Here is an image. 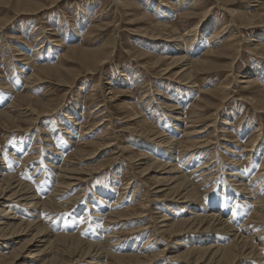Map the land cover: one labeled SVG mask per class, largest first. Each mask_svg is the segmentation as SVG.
Masks as SVG:
<instances>
[{
	"label": "rangeland",
	"instance_id": "obj_1",
	"mask_svg": "<svg viewBox=\"0 0 264 264\" xmlns=\"http://www.w3.org/2000/svg\"><path fill=\"white\" fill-rule=\"evenodd\" d=\"M228 1H234L232 6H227V4L224 5V3L223 5L231 8L236 13L240 12V13L253 14V15L259 14V12L264 13L263 12L264 8H259V9L256 8L254 6L256 5V3L252 2L253 0H228ZM120 2L121 4L123 3L124 6H126L127 2L129 3L132 2L131 6L132 4H134L130 9L129 15L127 14L128 13L127 8L123 7L122 5H119ZM13 3L14 5H12ZM16 3H17V0H12V4L11 2L9 4H6L4 2L0 3V21L5 20V23H7L5 30L3 29L0 31V112H2V114H5V115L7 114L8 117L12 116L11 118H13V121H14L13 124L15 125L16 123V125L18 126L17 127L15 125V129L19 128L21 132H11L9 128L6 127L5 125L6 123L5 119L0 117L1 118L0 119V149L4 153V160L2 159L3 160L2 162L6 164V165H0V167L7 168L8 165L9 167H14L15 171L13 173L16 172L15 177L17 180L20 181L21 179L22 180L20 181L21 183L23 182V184L25 183V185H29L31 189L32 188L35 189V190L33 189L32 190L35 192V194L38 197L41 194L43 195V196L41 195V197H45V195H47L49 191H52L55 189V185H56L55 180L58 176L57 173H60V170H61L60 168L63 165V163L67 165L66 167H69V168L72 167L74 169L75 168L82 169L84 167L86 168L87 166H90V167L98 166L99 164H102V163L104 164L101 170L91 175V178L88 182L81 183L77 185L76 189L75 187H73L69 191L70 195L76 194L75 196H77L78 199H80L77 203L78 205L75 206V204L73 203L71 205L67 204L66 205L67 207L66 206L64 207L65 209L63 208V210L61 209L60 211H57L56 215H52V217L50 218L51 220H49L50 222L48 221L49 223L48 222L46 223V227H49V229L47 228L49 231H54V229L58 230L59 229L58 227L61 226L62 224L66 227V230L69 233L73 232L74 230V233L77 234L78 232L76 231V229L78 230L77 223H81L83 221L81 224H83L82 227L83 226L84 227H83V231L81 232V234L87 235L86 231L89 228L90 222L89 220H87L88 215L86 213V209L88 208L89 210L88 213H90L91 212L90 205L92 204L89 202L92 201V198L101 200L99 198H101L102 196L105 197V199H109V203H111V205L117 204V209H119L120 211L126 208H130V207L131 208L134 207L135 209L137 208L139 211L140 210L139 199L143 198L147 206L149 207L152 206L150 208L151 211H152V208H154L153 209L154 211H159L160 209L162 213L169 214L166 211L168 210V208L161 207L160 206L161 204L156 202L154 194H153V189L151 187L149 188V187H145L144 185H141L140 182L143 181L144 179L140 177L141 174L137 172L138 170H136L137 168L136 165L134 166L132 164L133 161H131L130 159L131 158L130 153L133 154L132 158L136 159V156L138 153H140V151L145 154L147 153L151 155V153L154 154L156 150L150 148L152 145V142L148 140L149 137H146L142 134H132L131 131L128 130L129 128H132L136 124L131 123L129 121V118L127 119L126 117H124L128 113L127 111H123L125 107L127 109L128 104L131 105L132 102H129L128 100L132 99V101L134 102V106H133L134 111L140 114L141 117H145L144 119L146 120L148 119L147 122L152 123V125H154L153 126L154 129L158 130L160 133H164L165 135L167 133L169 134V129L174 130V128H170L171 122H169V120L172 119L170 118L171 117L170 115L172 113L167 112L166 114H164L165 116L160 115L161 112L159 111L161 108L160 107L155 108L154 103H153V106L149 107V103L153 101L154 98H156L154 94L157 93L158 90L160 91L162 90L164 93L166 92L165 93L166 96L168 95L167 97L166 96L164 97L166 100H169L168 98H172L175 95H176L175 97L178 96L179 98H181L178 101H176V104L179 107L181 106L180 109L182 110L184 128L187 127L188 130H192V129H195L193 125H195V127L198 128V127L206 126L209 124H213L211 122H214V120H216V122H214V127L211 129L216 128L217 131H220L221 133L227 132L226 135H224L223 133L221 134L220 132L216 134V133H212V130L209 129L207 133L203 134L202 136L203 138L202 137L201 138L202 139H206L208 137L212 138L213 139L212 141L214 144L208 146L205 149H200L199 151H194V152L192 151L184 152L183 151L182 152L181 148H179L178 146L176 147L177 148L176 153H177L178 159L180 160L179 163L181 164L180 168L181 166L182 168L189 167V169L183 168L184 173H188L186 176L188 178L187 180H190L191 183L193 182L194 186L199 191L197 196L201 197L202 203L208 207L207 209H210L212 207V205L209 206V204L214 203L216 201L215 202L216 204L214 203V206H215L214 211H217L216 214L217 213L219 214L221 213V211L224 210L222 209L221 203H220L224 197L222 195V192H229L231 188L234 187L233 185H231V182H229L232 180V178L227 176L231 174L230 172H233V171L235 173L239 172L240 175L242 174L241 175L242 178H245L246 176V177H249L250 179H255L257 180L256 181L257 183L259 181V183H261V185L263 184L262 186H264V183H263L264 181L261 180V179H264L263 178L264 177L263 159H262L264 149L261 151L262 154L261 152L256 153L254 155H252L251 153L250 155L249 153L245 154L246 145L252 135V134L250 135V133H255V131L257 133V129L259 128V126L263 127V130H264V112L259 113L258 111L256 113L255 112L256 110H254V107L250 106L246 101H244L245 97L250 98L252 96L253 98H257V100L261 99L260 97H258V95L261 96L262 94H264V92H262L264 91V71L259 73L257 76L253 78V82L257 84L259 83L258 85L259 87H261L257 89V92L254 89L253 90L250 89L249 92L247 90L244 91V90H241L239 87L235 86L234 89L236 93L233 92L232 94H230L231 97H229V99L225 103H223V107L221 108L220 112L215 115H213L214 109H215L214 107H215V103L217 104L218 101L213 99L214 96L211 94L213 91H218L217 89L220 88V86L225 85L226 82H230V80L234 81V79H231V74L238 81L239 79H241L240 77L246 71L249 72L250 70L252 71L255 69L254 67L256 66L252 63V60L249 57L250 56L249 52L245 53L243 48H245L244 46L247 45L246 38L248 39V43L249 42L255 43V41L257 40L259 42L264 43V37L260 33L261 32L260 30L258 29L251 30V31L243 30L241 31L242 36L236 34L237 36L235 37V41H236L235 43H237V45L240 44L238 46L242 48L243 54L241 51H237L233 48L232 50L234 52L231 50L232 56H230V58L228 59L213 55L215 59L217 58L215 61L217 66L214 67L212 71H204V70L197 71V74L195 77L196 80L195 79H194L195 81L193 80L194 84L197 86L196 89H192V90L189 89L188 91L187 89H184L183 86H181V89L177 90V88L180 87L179 85L177 84L174 85L170 83L171 84L170 86L166 83L164 84L163 81H160L161 82L160 84L159 82L156 81V77H155L156 70L155 69L153 70L151 69L148 72L146 71L147 69L144 70L139 67L140 63H138V61L133 60L134 54H144V56H141V57L146 58L145 61L146 60L148 61L152 59L153 57L155 58L156 56L160 55V53H159V50H156L155 46H153L150 42L145 41V38H141V37H137L136 35H133L132 31H135V30L138 31L139 29H144L145 27L147 28L149 24L152 23V21H154L156 23H162V24L170 23L169 25H171L173 29H176L181 33L186 32L190 28H192L194 21L188 20V19H182L179 17V15L183 12H189L190 6L197 7L198 5V7H204L205 9L210 8L212 5L218 6L215 0H119V1L118 0L117 1L116 0H62L61 1L60 0L52 4H49L50 3L49 0H28L27 4H23V3L22 4L19 3V4L20 5H34V6L38 4L40 6L46 7L48 10L45 8L43 9L44 11L42 10V11L35 12L34 14L27 13V14H22V15L19 14V13H22V12H19L22 6H19V4L17 5ZM163 10L169 11L168 14L166 15L163 14L164 17L162 16V13L158 12V11H163ZM140 14H142L144 17L147 16V18H149L150 20H147L146 22V19L142 18L141 22L136 19V21H138L139 23L138 22L135 23L134 21L130 22V19L138 18L141 16ZM151 17L153 18V20ZM229 17L233 19H230ZM210 19L211 20L209 22L213 23V26H211L212 29L211 28L206 29L203 27L204 29L201 28L200 30L202 34L199 33L197 34L198 36L196 35L191 40H186V42L184 43V47L186 48L185 52L187 53L188 58L191 60H194L196 58L206 59L207 57L205 55L209 51H211L213 47L217 49L221 47H227V46L230 47L228 45L229 44L228 39L231 36H232L231 38H234L232 33H235L240 28V23H238L239 22L238 19L228 14L224 16V13H221V11H219L218 9L213 10L212 16L210 17ZM7 21L10 23H8ZM228 22L229 24L231 22L233 23H231L230 26L227 27L228 29L225 32H223L222 34H220L219 36L215 38H212L213 33L215 35L217 30L220 29L219 27H221L222 29L223 27L227 25ZM97 25H99V27H96ZM231 25H234V26H231ZM232 30H234L235 32ZM45 34L46 36L51 37V39L53 37V39L52 40L50 39L49 41L43 40L42 36ZM203 39L204 41H202ZM53 40H57V41H53ZM55 44H61V46H59L58 48V46H56ZM103 44H110L111 47L115 48L113 52V57L110 63L105 65V67L100 66L101 67V68L99 67L100 70H91L90 72L93 74H88L87 71L83 72V74L78 78V80L75 79V81H73L71 85H69V87L58 86L57 79L55 78L50 79V77H48V79H46V81L42 83L41 85H37L34 87L28 81V77H29L28 75L36 74L35 71H37L38 68H42V66L54 65L56 67H60L61 69L63 68L64 70H69V68L70 69L76 68L77 67L76 64H74L72 61H69V60L67 61L65 58L62 59V62H60V59L62 57L61 54H63L64 52H67L68 48L72 46L84 49V48H88L90 45H92L93 47H96V46H100ZM40 46H43V47L39 49ZM20 52L23 53L24 56H21V55L19 57L14 56L16 55V53H20ZM165 52L166 50L164 49L163 55L161 54V56H164L166 54ZM232 57H234V59H237V60L235 61V63L232 64L233 67L231 66V68L229 69L228 66H230V63H232V60H233ZM21 61L29 63L27 64V68H25V65H21L22 63ZM64 61L66 63L67 62L69 63L72 62V63L71 64L67 63L68 64L67 65L66 63H64ZM73 65L74 67H72ZM18 67L22 69L24 73L22 72L21 74H19ZM94 71H95V74H94ZM103 77H104V80H102ZM120 77H121V80H123V82L124 81L126 82L124 83L126 85L124 84H123L124 86L121 85L122 82L118 80ZM105 78H107L108 80H105ZM109 80L112 86L114 87L112 91L117 92L118 90H122V91H127L126 93L128 94V96H124L125 99H120V101L117 100L116 101L117 103L115 101L110 102V106L108 107L110 111L109 117L112 118L111 119L112 127L109 130L106 129V131L114 132L117 138H115L113 141H115V143L117 144L116 146H113L112 148H109L106 150L104 149L101 154L102 156L100 155L98 157L96 154H94L95 158H91V156L93 155L91 154V156L79 157L78 152H81L80 149L81 150L85 149L86 154H87V152L94 153L95 149L97 148V147H89V146L86 147L87 145L86 143H89L91 141L93 143L94 142L102 143L103 141L110 140L109 135L103 133L104 132L103 126L96 128L95 130L87 133L86 135L84 134L87 130L86 126L89 127L95 121H99L101 119L100 118L101 113H99V111L93 112L94 108H96V103L94 102L93 104H91L93 102L91 99L93 95L91 91L92 90L91 85H97V84L99 85L100 83H106ZM153 81H155V84L153 83ZM118 83H120V85H118ZM149 83L154 84L156 86H152L150 88ZM4 86L7 87L8 89L7 88L3 89L5 88ZM168 86H169V89L167 88ZM258 90H261V91H258ZM106 93L108 94L109 91L107 90ZM98 95L99 93L95 97L97 100L99 98ZM22 96H29L30 98L34 97L33 98L34 100L36 99L38 101L40 100L39 102L40 103L43 102V104L49 105V102H50L51 106L56 105V104L58 105L59 103H61L62 104L61 106L63 107V109L61 108L60 110H58L57 114H54L51 117H43L42 119L38 118L37 121H33V120H30L31 117H26L25 114H22L23 113L22 109L26 105L25 103L20 101V98ZM202 99H207V101H209V99H212L213 101L205 102V105H204ZM11 103H13L15 107H12ZM14 109H15V112H14ZM69 113H70L72 120L65 118ZM73 114H76V115L78 114V116L73 115ZM167 116L169 117V119L166 118ZM68 121H69V124H68ZM125 121L127 122L125 123ZM67 124L68 126H66ZM119 128L121 129L123 128L125 132L118 131ZM64 129L65 131H63ZM66 132H68V134ZM70 133L75 136V140H73L75 141V143L70 144L71 140L68 139L71 137L69 135ZM185 133L186 132L184 130L178 133V136L176 137L178 142H181L183 139H187V137L185 136ZM213 134L214 135L216 134L217 136L216 135L214 136ZM221 138H223L224 141H221L220 140ZM66 139L68 140L67 142H66ZM263 146H264V142H263ZM119 147H121L122 149H118ZM52 149L54 150V152ZM150 149L152 150L151 152H150ZM227 149H230V151L232 150L231 154ZM188 153H190L192 157H190ZM193 153L195 154L193 155ZM25 155L27 157H25ZM158 155H159V152L156 153V157H158ZM76 157L80 161L76 159ZM194 157H195V161L193 162ZM27 158L29 160H27ZM6 159L8 160V162ZM239 159H240V162H238ZM18 160L22 163H20ZM232 160H236L237 163L231 162ZM185 161H188V162L187 164H184L185 165L184 166L183 163ZM55 162H57V164ZM254 162H256V165ZM13 163H16L14 164L15 166H13ZM22 165L24 166L22 167ZM37 165L38 166L40 165V166L38 167ZM17 166L18 167L20 166L19 167L20 170H17L18 169ZM49 166L52 169V172H51V169L48 168ZM190 166H193V167L190 169ZM211 166L212 168H210ZM232 166H234V168ZM258 168L260 170L259 172H258ZM42 169L45 171L43 172ZM57 169H60V170H57ZM195 169L201 170L199 174L192 172V171H195ZM29 170H31V172H29ZM48 170L51 173H49ZM248 171H249V174H248ZM201 172H204V174L207 173L208 177L206 179H209V180L204 181L203 178L202 179L200 178L201 180H199V178L197 179V177L200 176ZM38 174L41 175L42 177H40ZM194 174L197 176H195ZM260 174H263V175H260ZM17 176L19 177V179ZM34 178L37 180L38 183L36 182ZM39 179L41 180V182H39L40 181ZM130 180L132 181V184L129 186V189H127L128 184L130 183ZM195 181L196 183H194ZM40 183L43 185L41 186ZM146 183L149 184L150 182H146ZM197 183L199 184V186ZM201 183L204 186L203 185L201 186L200 185ZM42 189H44L45 191ZM76 191L78 192L76 193ZM69 194L67 193L66 196L62 197L63 202H66L68 200V197L69 198L72 197V195L70 197ZM118 205L120 206V208ZM84 206H86L87 208L85 209ZM13 208H16V207H13ZM106 208L108 207H105L104 211ZM204 209L206 208L198 209L200 211V214L201 213L203 214ZM19 211H17V209H14L15 213H19L23 218H25V215ZM223 212H224L223 215L225 216V219L229 221V224L231 226L235 225L236 223H240V226L242 227L243 222L247 221L245 219H248L250 217V214L245 213V216H243L244 214L242 215L243 218L240 217V218L235 219L233 215H232V218H228L226 215H229L230 212H228L227 210L226 211L224 210ZM78 213L80 214L78 215ZM205 213L209 214L206 211ZM80 216H84L83 217L84 219ZM150 217L151 215L149 214L148 216L142 219H138L136 222L131 221L132 223L131 222L123 223L122 221L113 222V223H110V225L106 227L114 229L116 231V232L114 231V233L119 232L121 235H123L124 239L128 240L129 237L130 239L134 238L133 243L130 244L131 246L134 245L136 239H139L137 242V245H138L137 248H141L145 246L144 255H148V256L154 255L155 253L165 248L166 245H168L166 249V252H167L168 249H170V246L172 245L171 239L170 238L168 239L167 236H163L162 234L159 235L157 232L155 233L153 232L154 227L152 228V226H154V222L149 221ZM219 218H222V217L220 216ZM238 219L240 220L244 219V220L239 221ZM85 224H88V225H85ZM122 224L123 225L125 224V225L123 226ZM114 225H117V226H114ZM142 228L143 229L145 228L146 230L132 234L133 237H131L132 235L130 236L127 234L137 229L142 230ZM141 232H144V233H141ZM140 233L143 236L142 239H140L141 238ZM251 234H253V232H251ZM82 235L80 236L81 239L87 241V239L84 238ZM152 237H153V240H151ZM162 237H164V239H162ZM91 239L92 238L89 236L88 240H91ZM19 240H22V238H20ZM157 240H159L158 241L159 247L154 245V243H157ZM253 242L254 244H258V246L260 247H261L260 244L263 243L260 240H258V238L253 239ZM9 246H11V244H9ZM0 252L4 253L6 258H8L11 252V248L9 251L7 249L2 248L0 249ZM156 261L160 262V264H173L174 263L171 261L165 262L164 258H159ZM104 264H119V263L115 262L110 257L106 259Z\"/></svg>",
	"mask_w": 264,
	"mask_h": 264
},
{
	"label": "bare ground",
	"instance_id": "obj_2",
	"mask_svg": "<svg viewBox=\"0 0 264 264\" xmlns=\"http://www.w3.org/2000/svg\"><path fill=\"white\" fill-rule=\"evenodd\" d=\"M57 1H60V0H49V2H50L49 4L55 3ZM3 2L6 4H9L11 2V4H12V0H1L0 3H3ZM27 2H28V0H17L16 4L17 5L19 3L20 4H22V3L27 4ZM215 2H216V4H218L219 7L216 5L215 6L212 5L210 8L205 9L204 7H198V5H197V7L190 6L189 12H183L179 15V17L182 19H188V20L194 21L192 28H190L186 32L181 33L178 30L173 29V27L171 25H169L170 23L169 24H166V23L162 24V23H156L154 21H152V23H150L149 26L147 25L148 26L147 28L145 27L144 29H139V27H138V29H139L138 31H136V30L132 31L133 35H136L137 37L145 38V41L150 42L153 46L156 47V50H159V53H160V55L156 56L155 58L153 57L152 59H150L148 61L147 60L145 61L146 58L141 57V56H144V54H134L133 60L138 61V63H140L139 67L141 69H144V70L147 69L146 71H148V72L151 69L152 70L155 69L156 70L155 71L156 81L159 82L160 84H161L160 81H163L164 84L166 83L170 86H171L170 83H172L174 85L177 84L180 86L177 88V90L181 89V86H183L184 89H187L189 91V89L192 90V89H196V87H197L193 82V80L196 77L197 71H200V70L212 71L214 69V67L217 66V64L215 63L217 58L215 59V57H213V55L228 59V58H230V56H232L231 52L233 51L232 50L233 48L237 51H241V52L243 51L242 48H240V46H238L240 44L237 45V43H235L236 42L235 37L237 36L236 34L242 36L241 31H243V30L251 31V30L258 29L261 31L260 33L264 37V13L259 12V14H255V15L245 14V13H240V12L236 13L231 8L224 6L225 4H227V6H232L234 1L215 0ZM252 2L256 3V5H254L256 8H258V9L264 8V0H253ZM131 3L127 2L126 6H124L123 3L121 4V2L119 4V5H122L123 7L127 8V10H128L127 14L128 15H129L131 7L134 5V4H132V6H131ZM223 3H224V5H223ZM16 4H15V6H16ZM20 4H19V6H22V8L19 10V12H22V13H19L20 15L27 14V13L34 14L35 12L42 11L43 9L46 8V7L40 6L38 4L35 6L34 5H20ZM198 4H200V3H198ZM12 5H14V3ZM221 5L223 8L221 7ZM214 9H218L219 11H221V13H224V16L228 14V15L238 19V21H239L238 23H240V28L236 32L234 30H232L235 32V33H232L234 38H231L232 37L231 36L228 39L229 44L226 42L230 47H228V46L227 47H221L219 49L213 47L212 50L209 51L205 55L207 57V58L205 57L206 59L196 58L194 60H191L188 58L187 53L185 52L186 48L184 47V43L186 42V40H191L197 34H199V33L202 34V32H200L201 28L204 27L206 29H210V28L212 29L211 26H213V23L209 22V21L211 20L210 17L212 16V12ZM158 12L162 13V16H163V14H165V15L168 14L169 11L163 10V11H158ZM28 15H30V14H28ZM140 15L141 16L138 18L130 19V22L134 21L135 23H137L138 21H136V19L141 22L142 18L146 19V22H147V20H150L149 18H147V16L144 17L142 14H140ZM155 19H157V18H155ZM230 19H233V18H230ZM152 20H153V18H152ZM165 21H167V20H165ZM8 23H10V22H8ZM231 23H233V22H231ZM140 24H142V23H140ZM230 24L228 22L227 25L225 27H223L222 29H221V27H219L221 30L218 29L217 32L215 33V35L213 33L212 38H215V37L219 36L220 34H222L223 32H225L228 29L227 27L230 26ZM6 26H7V23H5V20L0 21V31L3 29L5 30ZM231 26H234V25H231ZM96 27H99V25H97ZM207 32H208V30H207ZM42 38H43V40H48V41L51 39V37L46 36V34L43 35ZM52 39H53V37H52ZM246 40H247L246 41L247 45H245L244 46L245 48H243L244 52L245 53L249 52V54H250L249 57L252 60V63L256 67H254L255 69L253 68L254 70H252V71L250 70L249 71L250 73L246 71L240 77L241 79H239L238 81L231 74V79H234V81L229 79L230 82H226L225 85L220 86V88L217 89L218 91H213L211 93L214 96L213 99L218 101L217 104L215 103V107H214L215 109H214L213 115L220 112L221 108L223 107V103H225L229 99V97H231L230 94L235 92V89H234L235 86L239 87L241 90H244V91L247 90L248 92L250 91V89H252V90L254 89L257 92V89L261 88L258 85L259 83L257 84L255 82H253V78L255 76H257L259 73L264 71V43L259 42L258 40L255 41V43H250V42L248 43L247 38H246ZM53 41H57V40H53ZM196 41H198V40H196ZM202 41H204V39ZM203 43H205V42H203ZM61 44H55V45L58 46V48H59V46H61ZM194 44H196V43H194ZM55 45H54V47H55ZM41 47H43V46H40L39 49H41ZM84 47H86V46H84ZM204 47H205V45H204ZM114 49L115 48L111 47L110 44H103V45L96 46V47H93L92 45H90L88 48H84V49L72 46V47L68 48L67 52H64L63 54H61L62 57L60 59V62H62V59L65 58L67 61L69 60V61H72L74 64H76V66H77L76 68H73V69L69 68V70H64L63 68L61 69L60 67H56L54 65L42 66V68H38L37 71H35L36 74L28 75L29 76L28 81L34 87L37 85H41L42 83H44L46 81V79H48V77H50V79H53V78L57 79L58 86L69 87V85H71V83L73 81H75V79L78 80V78L83 74V72L87 71L88 74H93L90 72L91 70H100V68L102 66L105 67V65L109 64L110 61L112 60ZM164 49L166 50V52H165L166 54L164 56H161V54L163 55ZM194 52H196V51H194ZM242 54H243V52H242ZM20 55L24 56V54L21 52L16 53V55H14V56L19 57ZM194 58H195V56H194ZM232 59H231L232 63H230V66H228L229 69L231 68L232 64L235 63V61L237 60V59H234V57H232ZM27 60H29V59H27ZM231 60H230V62H231ZM64 63H66V62L64 61ZM67 63H69V62H67ZM71 63H69V64H71ZM27 64H29V63L28 62H22L21 63V65H25V68H27ZM62 65H63V63H62ZM72 67H74V65ZM22 72H23V70L18 67V73L21 74ZM96 73H97V71H96ZM204 73H206V72H204ZM94 74H95V71H94ZM226 79H227V77H226ZM102 80H104V77ZM105 80H108V79L105 78ZM118 80L120 82H122L121 85L126 83L125 81L123 82V80H121V77ZM260 80H261V78H260ZM119 81H117V82H119ZM117 82H115V83H117ZM30 83H28V84H30ZM153 83L155 84V81H153ZM105 84L108 86H106ZM154 84L149 83L150 88L152 86H156ZM118 85H120V83H118ZM124 85H126V84H124ZM256 86H258V87H256ZM91 87H92L91 91L93 94L92 98H91L93 102L91 104H93L94 102L96 103V108H94L93 112L99 111V113H101L100 114L101 119L99 121H95L94 123L92 122L93 124L90 125L89 127L86 126L87 130L84 134L86 135L87 133L92 132L96 128L103 126L104 127L103 133L108 134L110 137V140L108 141L107 140L108 138H107L106 139L107 141H103L102 143H99V142L93 143L91 141L89 143H86L87 145L84 144V145H86V147L89 146V147H97V148L96 149L94 148L95 149L94 153L93 152H91V153L87 152V154H86L85 149H82V150L80 149L81 152H78V150H77V152L79 153V157H84V156L87 157V156H91V154H93L92 156H94V154H96L99 157L102 154L104 149L106 150V149L112 148L113 146H116L117 143H115V141H113L115 138H117L116 135L114 134L113 131H106V129L109 130L112 127V124H111L112 118L109 117L110 111H109L108 107L110 106V102H112V101L116 102L117 100L120 101V99H125L124 96H128V94L126 93L127 91H122V90H118L117 92L112 91L114 87L112 86L110 80L107 81L106 83H100L99 85L98 84L97 85H91ZM6 88L7 87H5L3 89H6ZM167 88L169 89V86ZM183 88H182V90H183ZM149 89H148V91H149ZM107 90L109 91L108 94L106 93ZM261 90H263V89H261ZM261 90H258V91H261ZM262 92H264V91H262ZM98 93H99V95H98L99 98L97 100L95 97L97 96ZM165 93L162 90L161 91L158 90V92L154 94L156 98H154L153 101H151L149 103V107L153 106V103H154L155 108L156 107L161 108L159 112H161L162 114L160 113V115H164L167 112L172 113L170 115L171 116L170 118H172V119L169 120V122H171L170 128H174V130L169 129V134L167 133L165 135L164 133H160L158 130L154 129V127H153L154 125H152V123L147 122L148 119L147 120L144 119L145 117H141L140 114H138L136 111H134V108H133L134 102L132 101V99L128 100L129 102H132L131 105L128 104L127 109L125 107V109L123 111H127V113H128L124 117H126L127 119L129 118V121L131 123L136 124L132 128L128 127L129 128L128 130L131 131L132 134H142L146 137H149L148 140H150V142H152V145L150 148L156 150L154 152V154L151 153V155L147 154V153L145 154L141 151H140V153L137 152L138 154L136 156V159L132 158L133 154L130 153V157H131L130 159H131V161H133L132 164L134 166L136 165L137 168L136 167L135 168H136V170H138L137 172L141 174L140 177H142L144 179L143 180L144 182L143 181L140 182L141 185H144L145 187H149V188L151 187L153 189V194H154L156 202L160 203L161 207L168 208V210H166V211L169 214L162 213L160 211V209H159V211H154L153 210L154 208H152V211H151L150 208L152 206L150 204L149 205L151 207L147 206L145 201L143 200V198L139 199V204H140V210L139 211L137 208L135 209L134 207L126 208V209H123L120 211L119 209H117V204L111 205V203H109V199H105V197L102 196L101 198H99L101 200L92 198V201L89 202L92 204V205H90L91 206V208H90L91 212L90 213H88V211H89L88 208L86 206H84L85 209L87 208L86 209V213L88 215L87 220H89V222H90L89 228L87 229V231L85 230L87 232V235L81 234V232L83 231V227H84V226L82 227L83 224H81L83 221L81 223L76 222L77 227H78V230L76 229V231H78L77 234L74 233V230H73V232H71L73 234L69 233L66 230V227L62 224H61V226L58 227L59 229L56 227L60 231H58L56 229H54V231H49L48 230L49 227H46V223L49 220H51L50 218L52 217V215H56L57 211H60L61 209L63 210V208L67 204L71 205L73 203V204H75V206L78 205L77 203L80 199H78V197L75 196L76 194L75 195L71 194L72 195V197H71V195L69 194V191L73 187H75V189H76L77 185H79L81 183L88 182L91 178V175L93 173H96L99 170H101V168H103L104 164L102 163V164H99L98 166H91V167L87 166L86 168L84 167L82 169L81 168L80 169H76V168L74 169L72 167L71 168L66 167L67 165H65L63 162H61V163H63V165L60 168L61 170L57 169V170H60V173H57L58 176H57L56 180L54 179L55 184H56L55 189L52 191H49L48 194L45 195V197H41L42 194L38 197L35 194V192L33 191L35 189L32 188L33 189L32 190L29 187V185H25V183L23 184V182L21 183L20 182V181H22L21 179H20V181L17 180L15 177L16 172L13 173L15 171L14 167H9V165L7 166V168L0 167V173H1L0 174V249L3 248V249H7L9 251L11 248V252H10L8 258H6L4 253H2L4 251L0 252V264H104L106 259L110 258V257L115 262H117L119 264H160V262L156 261L159 258H164L165 262H170V261L174 262L173 264H176V263L177 264H264V186H262L263 184L261 185V183H259V181H258V183H259L258 184L256 182L257 180L250 179L249 177H246V176H245V178H242L241 177L242 174L240 175L239 172L235 173L233 171V172H230L231 173L230 175H227L228 177L232 178L231 181H229V180L228 181L231 182V185H233L234 187H232V188L229 187V188H231V190L229 189L230 190L229 192H222V195L224 197H223V200L220 202L221 207L225 211L227 210L228 212H230L229 215H226L228 218H232V215L234 216L235 219L240 218V217L243 218V216H245V213L250 214V217L248 219L244 218L247 221L243 222L242 227L240 226V223H236L237 225L232 224L233 226H231L229 224V221L227 219H225V216L223 215L224 210L221 211V213L216 214L217 211H214L215 210L214 203L216 201L214 203L209 204V206L212 205V207L210 209H207L208 207L202 203L201 197L197 196L199 191L196 189L193 182L191 183L190 180H187L188 178L186 176L188 173H184V169H186V168L189 169V167H186V168L183 167L184 168L183 169L181 166V168H180L181 164L179 163L180 160L178 159V156L176 153V149H177L176 147L178 146L179 148H181L182 152L183 151L184 152L185 151L194 152V151H199L200 149H205L208 146L214 144L212 141L213 140L212 138L208 137L206 139H202L203 138L202 136H203V134L207 133L209 129L214 127V122H216V120H214V122H211L213 124H209V125L198 127V128H196L195 125H193V127L195 129H192V130H188L187 127L184 128L183 127L184 122H183L182 110L180 109L181 106L179 107L176 104V101H178L181 98H179L178 96H177L178 97L177 98V97H175L176 96L175 95L172 98H168L169 100H166L164 98L166 96ZM213 96H211V97H213ZM258 97H260L261 99L257 100V98H253V96H252L250 98L245 97L244 101H246L250 106L254 107V110H256L255 111L256 113L258 111H259V113L260 112L263 113L264 112V94H262L261 96L258 95ZM33 98L34 97L30 98L29 96H22L20 98V101L26 104L25 107L22 109L23 110L22 114H25L26 117H31L30 120L37 121L38 118L42 119L43 117H51L54 114H57L58 110H60L61 108L63 109V107L61 106L62 105L61 103H59L58 105L56 104V105L51 106L50 102H49V105L43 104V102L42 103L39 102L40 100L39 101L37 99L34 100ZM129 98H131V97H129ZM144 98H146V97H144ZM202 100H203L204 105H205V102L213 101L212 99H209V101H207V99H202ZM11 106L15 107V105L13 103H11ZM11 106H10V108H11ZM154 107H153V109H154ZM14 112H15V109H14ZM73 115H76V114H73ZM96 115H97V113H96ZM67 116H69V117H67ZM67 116L65 118L70 120L71 119L70 113ZM76 116H78V114ZM0 117L5 119V121H6L5 125H6V127L9 128V130L11 132H21V130L19 128L15 129L16 123H15V125L13 124L14 121H13V118H11L12 116L8 117L7 114L5 115V114H2V112H0ZM17 118H19V117H17ZM164 118H163V120H164ZM166 118L169 119L168 116ZM168 119H167V121H168ZM126 122L127 121H125V123ZM68 124H69V121H68ZM68 124L66 126H68ZM124 128H126V127H124ZM182 130H184L186 132L185 136L187 137V139H183L181 142H178L176 137L178 136V133ZM211 130H212V133H216V134L218 132H220V131H217L216 128L211 129ZM63 131H65V129ZM118 131L125 132V130H123V128L122 129L119 128ZM118 131H116V132H118ZM73 132H74V130H73ZM73 132H71V133H73ZM66 133L68 134V132H66ZM71 133L69 134L71 137L68 138L69 140H71L70 144L75 143V141H73V140H75V136L72 135ZM222 133L224 135L227 134V132H222ZM250 135H251V138L246 145L245 154L249 153V155H250V153H251L252 155H254L256 153L261 152L264 149V146H263V142H264L263 141L264 140L263 127L259 126V128L257 129V133L255 131V133H250ZM218 138H219V136H218ZM220 140L224 141L223 138H221ZM67 141L68 140L66 139V142ZM236 141H235V143H236ZM66 144H68V143H66ZM125 147H127V146H125ZM79 148H80V146H79ZM118 149H122V148L119 147ZM227 150L231 154L232 150L231 151H230V149H227ZM151 151L152 150L150 149V152ZM53 152H54V150H53ZM157 152H159L158 157H156ZM243 152H244V150H243ZM194 154L195 153H193V155ZM209 154H210V152H209ZM261 154H262V152H261ZM188 155H190V153H188ZM92 156H91V158H95V156L94 157H92ZM6 157H8V156H6ZM25 157H27V156L25 155ZM190 157H192V155H190ZM28 158H27V160H29ZM54 158H55V156H54ZM2 159L4 160V153L0 149V165H6L2 162L3 161ZM64 159H66V158H64ZM73 159H75V158H73ZM76 159H78V158L76 157ZM96 159H97V157H96ZM262 159H263V170H264V153H263ZM91 160H93V159H91ZM182 161H181V163H182ZM194 161H195V157H194L193 162ZM7 162H8V160H7ZM14 162H15V160H14ZM187 162L188 161H185L183 163V165L187 164ZM231 162L237 163L236 160H232ZM238 162H240V159L238 160ZM20 163H22V162H20ZM55 163L57 164V162H55ZM70 163H71V161H70ZM79 163H81V162H79ZM254 163L256 165V162H254ZM14 164H16V163H13V166H15ZM23 164H25V163H23ZM28 164H30V163H28ZM73 164H74V162H73ZM193 164H195V163H193ZM23 166L24 165H22V167ZM212 166L210 168H212ZM251 166H249V167H251ZM19 167L17 170H20ZM192 167L193 166H190V169ZM204 167H206V166H204ZM232 167L234 168V166H232ZM48 168H50V166ZM253 168H255V167H253ZM44 171L45 170H43V172ZM200 171L201 170L195 169V171H192V172L199 174ZM259 171L260 170L258 168V172ZM29 172H31V170H29ZM48 172L51 173L52 169H51V172L49 170H48ZM248 174H249V171H248ZM55 175H56V173H55ZM254 175H255V173H254ZM260 175H263V174H260ZM18 176H19V174H18ZM39 176L42 177L41 175H39ZM195 176H197V175H195ZM207 177H208L207 173L204 174V172H201L200 176L197 177V179L199 178V180H201L203 178L204 181H207V180H209V179H206ZM228 177H226V178H228ZM18 179H19V177H18ZM261 180L264 181V179H261ZM36 182H37V180H36ZM39 182H41V180ZM146 182H150V183L148 184ZM194 183H196V181ZM224 183H225V181H224ZM40 184H39V186H40ZM131 184H132V181L130 180V183L128 184L127 189H129V186ZM42 185L43 184H41V186ZM200 185L202 186L203 184L201 183ZM198 186H199V184H198ZM51 188H53V187H51ZM42 190H44V189H42ZM77 192L78 191H76V193ZM67 193L70 195L71 198L68 197V200L66 202H63L62 197L66 196ZM144 197H146V196H144ZM102 198H103V200H102ZM232 198H233V200H232ZM218 199H219V197H218ZM13 207H16V208H13ZM105 207H108V208H106L104 211ZM119 208H120V206H119ZM201 208H206V209H204L203 214L202 213L200 214V211L198 210ZM14 209H17V211L21 210L19 212L23 213L25 215V218H23L19 213H15L16 211L14 212ZM205 211L208 212L209 214L205 213ZM79 214L80 213H78V215ZM149 214L151 215L149 221L154 222V226L151 225L152 228L154 227L153 232L154 233L157 232L159 235L162 234L163 236H167L168 239L169 238L171 239L172 245L170 246V249H168L167 252H166V249H167L168 245L165 244L166 247L163 248L161 251L155 253L154 255H151V256L144 255V252H145L144 247L145 246L141 247V248H137L138 247L137 242L139 239H136L134 245L131 246L130 244L133 243L134 238L130 239V237L128 236L129 237L128 240L124 239L123 235H121L119 232L114 233V231H115L114 229L106 227V226H109L110 223H113V222H121V221L123 223H128L131 221L136 222L138 219H142V218L148 216ZM58 215H59V213H58ZM220 216L224 219L219 218ZM80 217L83 218L84 216H80ZM244 219H241V220L243 221ZM238 220L241 221L240 219H238ZM48 225H50V224H48ZM85 225H88V224H85ZM114 226H117V225H114ZM51 227H53V226H51ZM89 230H91V231H89ZM144 230H146V229L145 228L144 229L142 228V230L137 229V230L131 231L127 234L131 236L132 234H135L137 232L144 231ZM251 232H253V234H251ZM141 233H144V232H141ZM141 233H140L141 238L138 236L140 239L143 238ZM81 235L84 238H86L88 242L86 240L81 239V237H80ZM88 235L92 238L91 240H93V241L88 240V237H89ZM131 237H133V235ZM20 238H22L23 241L19 240ZM257 238H258V240L263 242L262 244H260L261 247L258 246V244H254V242H253V239H257ZM162 239H164V237H162ZM151 240H153V237L151 238ZM158 241L159 240H157V243H154V245L157 247H159ZM165 243H166V241H165ZM9 244H11V246H9Z\"/></svg>",
	"mask_w": 264,
	"mask_h": 264
}]
</instances>
